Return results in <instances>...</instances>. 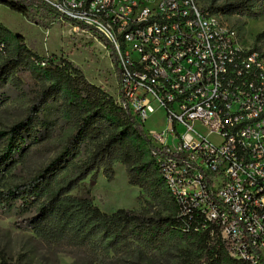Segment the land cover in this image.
Returning <instances> with one entry per match:
<instances>
[{
  "label": "built area",
  "instance_id": "1",
  "mask_svg": "<svg viewBox=\"0 0 264 264\" xmlns=\"http://www.w3.org/2000/svg\"><path fill=\"white\" fill-rule=\"evenodd\" d=\"M43 1L112 66L113 52L124 107L184 226L211 224L230 258L264 264L263 56L197 0ZM160 110L164 126L145 129Z\"/></svg>",
  "mask_w": 264,
  "mask_h": 264
},
{
  "label": "trees",
  "instance_id": "2",
  "mask_svg": "<svg viewBox=\"0 0 264 264\" xmlns=\"http://www.w3.org/2000/svg\"><path fill=\"white\" fill-rule=\"evenodd\" d=\"M0 5L46 30L59 24V13L43 0H0ZM65 23L76 24L68 19ZM100 39L106 42L102 36ZM0 45V90L8 85L22 87L21 74H28L33 81L24 116L0 130V214L23 219L25 228L48 246L74 248L90 255L118 253L133 243L155 246L172 237L187 236L195 244L194 251H182L179 264H247L227 255L218 228L208 224L195 230L194 224L186 227L178 218V207L154 162L156 149L124 107L119 81L121 104L90 83L77 64L63 57L37 55L21 35L12 34L1 23ZM111 60L117 71L112 51ZM0 93L4 101L3 91ZM61 121L71 131L55 145L52 138ZM50 146L54 154L47 163L23 175L27 158ZM83 150L87 156L78 161ZM116 161L125 166L131 186L146 191L153 201H165L169 213L143 207L107 214L94 204L89 190L81 195L72 193L88 176L95 180L100 169L111 180ZM0 257V264H10L4 255Z\"/></svg>",
  "mask_w": 264,
  "mask_h": 264
},
{
  "label": "rangeland",
  "instance_id": "3",
  "mask_svg": "<svg viewBox=\"0 0 264 264\" xmlns=\"http://www.w3.org/2000/svg\"><path fill=\"white\" fill-rule=\"evenodd\" d=\"M202 7L224 6L219 11L223 20L236 29L240 43L247 49H255L264 58V0H197ZM246 4V8L243 5ZM39 16L36 15V18ZM0 23L12 34L23 37L25 45L34 53L44 57H63L77 64L85 78L102 88L114 99L117 98L118 79L116 69L105 53L84 34L71 32L68 24H54L47 29L27 21L19 13L0 5ZM22 87L14 89L6 86L3 100H0V130H6L24 116L29 88L33 81L28 74H21ZM20 80V81H21ZM1 94V93H0ZM1 97V96H0ZM163 111H157L144 123L145 129L162 128L159 120ZM71 131L69 125L61 121L52 138L57 145ZM217 142L215 137L211 138ZM53 145V144H52ZM53 146L48 150L32 153L26 160L24 173L34 172L43 166L54 152ZM87 156L85 150L78 157L82 161ZM89 190L94 204L101 211L111 214L117 209L140 210L151 207L153 211L168 214L165 201H153L146 191L128 183L126 168L120 162L113 164V178L108 180L100 169L96 179L88 176L80 187L72 193L81 195ZM23 219L16 216L0 214V255H4L10 264H179L184 250L194 251V242L187 236L170 238L159 245L133 243L118 253L90 255L78 249L48 246L41 242L32 231L25 228ZM1 261V257H0Z\"/></svg>",
  "mask_w": 264,
  "mask_h": 264
}]
</instances>
